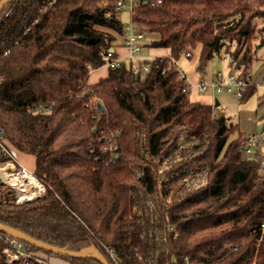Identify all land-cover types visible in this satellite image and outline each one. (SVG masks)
Returning <instances> with one entry per match:
<instances>
[{"label": "trees", "instance_id": "1", "mask_svg": "<svg viewBox=\"0 0 264 264\" xmlns=\"http://www.w3.org/2000/svg\"><path fill=\"white\" fill-rule=\"evenodd\" d=\"M115 1L8 0L0 12V125L34 157L44 187L17 204L0 184V224L72 252L94 247L108 264H264V179L243 158L247 134L190 102L177 66L201 44L200 74L215 56L251 70L264 46V0L142 1L132 21L167 55L123 62L89 84L124 35ZM5 237L0 264H21L6 261Z\"/></svg>", "mask_w": 264, "mask_h": 264}, {"label": "built area", "instance_id": "2", "mask_svg": "<svg viewBox=\"0 0 264 264\" xmlns=\"http://www.w3.org/2000/svg\"><path fill=\"white\" fill-rule=\"evenodd\" d=\"M144 1L147 3L150 0H116L112 5V13L116 18H119V13L123 10L129 11V21L123 25V40L121 47L124 49L127 60H133L137 58L144 47L145 43V31H143L136 23L132 21V15L135 8L140 2ZM160 2L159 0L157 1ZM110 17L111 13H108ZM7 54V52H6ZM182 57L191 58V53L184 51L181 54ZM102 59L104 65L109 68H117L123 63L115 53L114 49H109L102 53ZM230 60V59H229ZM222 61L226 63L227 58H223ZM142 69L147 70L146 66ZM264 84V77L257 78L251 70L243 72L241 70H230L225 72L218 71L211 80L206 79L205 76H201L196 83V91L199 94H205L212 92L214 94H227L237 100H241L249 88L259 87ZM40 111L48 110L41 106L37 107ZM0 153L2 156L11 158L6 139L4 138L3 129L0 125ZM243 158L246 162L254 163L258 166V176L260 179H264V127L262 126L258 132L247 135V139L242 147ZM10 179L6 180L9 189L15 193V203L19 204L24 201H30L36 199L44 194L43 185L36 179L32 172L27 170L25 167L18 165L17 168L13 167V170L8 172ZM34 178L37 183H40L42 190L39 191L38 195L31 199H20L19 187H25L29 185L30 178ZM26 192V191H25ZM261 229L264 230V222L260 225ZM5 241L8 245L4 249L3 253L8 263L20 261L21 264H32L30 261L34 257V253L29 251L28 244L19 238L14 236L6 235ZM43 262V261H42ZM44 263V262H43ZM45 264V263H44Z\"/></svg>", "mask_w": 264, "mask_h": 264}, {"label": "crops", "instance_id": "3", "mask_svg": "<svg viewBox=\"0 0 264 264\" xmlns=\"http://www.w3.org/2000/svg\"><path fill=\"white\" fill-rule=\"evenodd\" d=\"M147 34H145V38H146ZM148 35L150 37L144 43V47L146 49L144 47L142 49V52L144 50H146L147 52L139 54L138 59L139 60L153 59L156 57H161V56L167 55V50H165V49L149 47V43L153 40L158 39V37L153 36V34H148ZM121 45H122V41H120L116 45V47L114 48V51L117 54L118 58L122 62H126L127 55H126L124 49L121 47ZM200 52H201V44H197L195 46L194 50L191 52L192 57L190 59L185 58V57L179 58V60L177 61V66L182 71V74L185 76V78L189 84V88H188V99H189V101L194 102V103H199V104L212 105L218 109V107L220 106V101H218V99L216 98L214 93L207 92L205 94H199V93H197L196 88H195L196 83L198 82L199 78L201 76H205L204 73L200 74L196 70V65L198 63ZM228 62H231V60H228ZM222 63H224V62L222 61ZM224 64L226 65V63H224ZM226 67H227V65H226ZM227 70L230 71L231 69L227 67ZM107 73H108V69L105 65H103L97 69L90 70L89 75H88V83L89 84L97 83L99 79L106 77ZM215 102L218 103V106H215ZM257 104H258V100H257ZM257 121L258 120H257L256 116H255V118H253V116H251V115L250 116L248 115L246 117L244 115H241V116H239L236 123H237L238 128L241 132L249 135V134L258 132L260 130V128L264 125V124H262L260 127H258ZM6 144L9 148L10 155H11V158L13 159V161H15V163H17L18 165H21V166L25 167L27 170H29L25 166V163H24V160L27 159L29 157V155L18 151L17 149H15L13 146H11L7 142H6ZM31 158H32L33 162H32V166H31V170H29V171L33 173L34 167H35V162H34L35 159L33 156H31ZM35 256L38 257L39 259H41V261H43L45 264H69L65 260L55 258V257H51V256L45 255L43 253H35Z\"/></svg>", "mask_w": 264, "mask_h": 264}, {"label": "rangeland", "instance_id": "4", "mask_svg": "<svg viewBox=\"0 0 264 264\" xmlns=\"http://www.w3.org/2000/svg\"><path fill=\"white\" fill-rule=\"evenodd\" d=\"M119 19L123 25H125L129 21V11L128 10H123L119 13ZM258 27H260L259 22ZM145 34H147L145 32ZM150 34V33H148ZM147 34V35H148ZM145 38V41L148 40L150 37L149 35ZM153 36L158 37L157 34L153 33ZM117 42L119 43L120 41L123 40V35L122 37H117ZM234 47V44L232 48ZM145 48V47H144ZM146 49V48H145ZM147 52L144 50L141 53ZM257 59H254L251 64V71L257 78H262L264 77V46H262L260 49L257 50L256 53ZM226 57V56H225ZM227 58V57H226ZM134 61L139 60L138 57L133 59ZM227 72V67L218 57H214L211 60H209L204 68V74L205 78L211 80L212 77L218 72ZM264 92V84L260 85L257 87L256 92L246 101V102H241L240 100H237L233 98L230 95L227 94H215L216 98L218 101H220V106L218 107L217 111L222 112L226 116L230 117L231 121L236 123L239 116L244 115L246 116H255L257 117V126L260 127L262 124H264V119H262V116L264 114V108L263 107H258L257 106V100L259 96L262 95ZM261 119V120H259ZM8 143V141L6 140ZM9 149V148H8ZM10 152V151H9ZM32 158L29 155L27 159L24 160L25 166L31 170L32 166ZM13 167L17 168L18 164L13 161L12 158H10L9 161L0 163V169H4V172L8 173L13 170ZM0 184L4 185L5 187L9 188V186L6 183V180L0 177Z\"/></svg>", "mask_w": 264, "mask_h": 264}, {"label": "water", "instance_id": "5", "mask_svg": "<svg viewBox=\"0 0 264 264\" xmlns=\"http://www.w3.org/2000/svg\"><path fill=\"white\" fill-rule=\"evenodd\" d=\"M7 1L8 0H0V12L2 11L4 5ZM215 106H218L217 102H215ZM263 127H264V125H263ZM0 232L5 234V235H8V236H14L16 238H19L22 241H24L25 243H27L28 245L33 246L35 248H38L42 251H45V252L53 254V255H57V256H61V257H70V258L93 257V258L99 260L102 264H108L106 259L98 251H96V249L94 247H87V248L81 249L80 251L72 252V251L56 248L54 246L43 243L39 240L32 239V238L24 235L23 233H20L16 230L12 229L11 227H8V226L2 225V224H0Z\"/></svg>", "mask_w": 264, "mask_h": 264}, {"label": "bare ground", "instance_id": "6", "mask_svg": "<svg viewBox=\"0 0 264 264\" xmlns=\"http://www.w3.org/2000/svg\"><path fill=\"white\" fill-rule=\"evenodd\" d=\"M0 177L5 179V180H9L10 179V175L6 172H4V169H0ZM20 191H22L19 193V198L20 199H31L35 196L38 195L39 191H41L43 188L41 186L40 183H37L35 181L34 178H30V183L29 185H26L25 187L22 188V186L19 187Z\"/></svg>", "mask_w": 264, "mask_h": 264}]
</instances>
